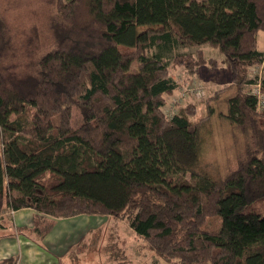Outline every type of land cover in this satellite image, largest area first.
<instances>
[{
	"label": "trees",
	"instance_id": "obj_1",
	"mask_svg": "<svg viewBox=\"0 0 264 264\" xmlns=\"http://www.w3.org/2000/svg\"><path fill=\"white\" fill-rule=\"evenodd\" d=\"M56 6L48 43L17 35L0 15V228L6 208L36 210L41 237L55 218L112 216L168 262L264 264V109L247 87L258 79L250 68L264 59V0ZM206 45L232 67L235 94L223 116L254 138L220 181L198 171L211 113L193 120L197 110L188 104L166 113L179 87L172 56L195 75L216 62ZM212 217L219 225L206 229ZM121 250L116 264H131Z\"/></svg>",
	"mask_w": 264,
	"mask_h": 264
},
{
	"label": "rangeland",
	"instance_id": "obj_2",
	"mask_svg": "<svg viewBox=\"0 0 264 264\" xmlns=\"http://www.w3.org/2000/svg\"><path fill=\"white\" fill-rule=\"evenodd\" d=\"M58 1L0 0V15L15 30L14 32L17 35H22V31H25L31 34L32 38L35 36L39 41L42 40L44 43H48L51 41L50 18L53 12L56 11L55 6L58 4ZM145 29L146 27L140 28V30ZM258 42L259 49L264 52V31L258 32ZM121 49L124 52L133 50L126 47H121ZM203 49L205 56L215 59L216 62L200 66L198 73L195 75L188 74L184 65H181L180 60L178 59L175 62V59L173 60L174 56H172L170 70L172 76L178 80L179 87L171 96H168L169 102L166 109L171 108L173 103L194 106L197 113L192 116L193 120L200 119V117L209 112L211 113V116L208 118L209 120L205 122V125L201 129V159L198 171L205 172V175L210 179L220 181L226 177V174L230 173V170L237 166V155L242 153L245 147L252 140L254 141V138L251 131L246 132L239 130L240 128L233 130V126L223 116V113H227L228 111V98L235 94V87L231 84L232 67L228 59L218 48L206 45ZM186 60L188 62V59ZM250 69V73L253 75L252 78L256 74L258 79H264V59L261 63L253 65ZM194 83L203 85L201 95L185 93V89ZM247 87L251 91L252 86ZM210 109H212V112ZM262 110L258 109V111ZM166 113L170 116L167 110ZM71 119L74 126H79L82 116L78 109H74ZM186 178L193 180L196 179V176L187 173ZM104 220L103 224L105 223V226L95 229V232L85 234V237L90 239V243L85 248H75L73 251L76 252L73 254L83 256V259L87 260L86 264H116L118 263V258L121 259L124 255L121 249L126 252L127 248L136 264H176L168 262L155 254L149 247L146 238L135 236L132 239V236L126 233V230H129L128 226H120L118 229L113 226V217L108 216ZM127 225L129 224L127 223ZM218 225L219 219L213 217L212 221L210 220L209 223L205 222L203 224L206 229L216 228ZM123 239L128 244L125 245L120 242L119 246V241ZM94 241L101 242V245L98 244L100 248L95 246ZM156 255L158 260L155 258ZM171 259H174L177 263H181L179 258Z\"/></svg>",
	"mask_w": 264,
	"mask_h": 264
},
{
	"label": "crops",
	"instance_id": "obj_3",
	"mask_svg": "<svg viewBox=\"0 0 264 264\" xmlns=\"http://www.w3.org/2000/svg\"><path fill=\"white\" fill-rule=\"evenodd\" d=\"M37 215L38 212L30 207L18 210L6 208L2 211L1 216L5 227L0 228V264L4 260H11V263L14 262L13 264H86L87 260H84L81 255L73 254L76 253L73 251L75 248H85L90 243V239H87L85 234L95 232V229L105 226L104 218L108 217L78 214L55 218L50 231L41 237L33 230L34 219ZM113 221V226L118 229L120 226H128L129 230L127 229L126 233H129L132 239L139 236L130 225H127L126 220L113 217ZM120 242L128 244L125 239ZM94 243L97 248H100L98 246V244L101 245L100 241H94ZM126 253L131 264H136L133 256H130L128 248ZM155 258H158L157 255Z\"/></svg>",
	"mask_w": 264,
	"mask_h": 264
},
{
	"label": "built area",
	"instance_id": "obj_4",
	"mask_svg": "<svg viewBox=\"0 0 264 264\" xmlns=\"http://www.w3.org/2000/svg\"><path fill=\"white\" fill-rule=\"evenodd\" d=\"M255 72V71H254ZM260 76V74H258ZM253 76V75H252ZM256 74L254 75V77ZM261 78H259L255 83H253L251 86V91L250 93L254 95L257 98L258 102V109H264V88L262 84ZM203 92V85L200 83H194L193 85H189L185 89V93H189L192 95H201ZM180 106V104H178ZM178 105L177 103H173L171 108H168L167 111L170 113V116L175 114L178 110Z\"/></svg>",
	"mask_w": 264,
	"mask_h": 264
}]
</instances>
